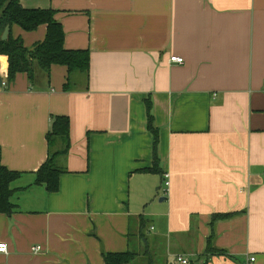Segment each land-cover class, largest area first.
<instances>
[{"label": "crops", "instance_id": "obj_1", "mask_svg": "<svg viewBox=\"0 0 264 264\" xmlns=\"http://www.w3.org/2000/svg\"><path fill=\"white\" fill-rule=\"evenodd\" d=\"M20 3L52 8L64 48L88 50L90 64L67 87L61 65L8 82L0 56V164L20 173L14 211L0 213V264H104L126 251L147 264H264V0ZM9 32L30 48L46 26ZM59 115L65 152L46 140ZM52 151L61 174L48 191L34 180ZM215 213L230 215L212 223ZM210 238L221 253L207 252Z\"/></svg>", "mask_w": 264, "mask_h": 264}, {"label": "trees", "instance_id": "obj_2", "mask_svg": "<svg viewBox=\"0 0 264 264\" xmlns=\"http://www.w3.org/2000/svg\"><path fill=\"white\" fill-rule=\"evenodd\" d=\"M55 11L52 8H25L20 0H0V56L6 58V78L10 82L18 73H25L28 79L33 78V66L37 64L45 72H49L52 65L65 66L68 77L66 86L69 83L71 73L87 75L89 71L90 55L88 50H70L64 48V30L61 24L55 19ZM19 26L24 31H33L40 25L46 26L44 39L33 44L30 48L24 46L21 38H14L10 32L6 40L1 39V34L6 26ZM146 113V129L151 135L153 161H157L158 129L154 126L152 115V103L150 99L144 101ZM60 139L64 142L65 152L69 148V119L66 116H54L48 133L47 143ZM58 151H52L46 161L35 172L34 184L46 186L48 191H55L58 187V178L61 170L56 165ZM145 171L159 172L153 165ZM20 176L17 171L10 170L0 164V213L9 215L14 211L15 205L11 201L13 190L11 183ZM229 213L213 214L212 223L218 219H225ZM207 252L211 255L221 253L215 250L208 239ZM104 264H131L136 253L108 252L103 254Z\"/></svg>", "mask_w": 264, "mask_h": 264}, {"label": "built area", "instance_id": "obj_3", "mask_svg": "<svg viewBox=\"0 0 264 264\" xmlns=\"http://www.w3.org/2000/svg\"><path fill=\"white\" fill-rule=\"evenodd\" d=\"M169 59H170V62H174V63H182L183 62V58H181L179 56H170ZM163 186L165 188L169 186V174L168 173L163 174ZM31 249H32V253H38L41 251V248L38 245L33 246ZM0 252H2V253L8 252V246L6 243L0 242ZM253 260H254V258H250V262H252ZM174 262H175V264H189V259L187 256L179 254V255L175 256Z\"/></svg>", "mask_w": 264, "mask_h": 264}, {"label": "rangeland", "instance_id": "obj_4", "mask_svg": "<svg viewBox=\"0 0 264 264\" xmlns=\"http://www.w3.org/2000/svg\"><path fill=\"white\" fill-rule=\"evenodd\" d=\"M34 69L39 68L37 64L34 63ZM152 259V264H162V258L160 255H150ZM149 256L145 255L143 252L133 261L131 264H147Z\"/></svg>", "mask_w": 264, "mask_h": 264}, {"label": "water", "instance_id": "obj_5", "mask_svg": "<svg viewBox=\"0 0 264 264\" xmlns=\"http://www.w3.org/2000/svg\"><path fill=\"white\" fill-rule=\"evenodd\" d=\"M8 33H9V26L7 25V26L4 28V30H3L2 34H1V39H2V40H6V39H7V36H8ZM1 83H2V81H1V79H0V85H1Z\"/></svg>", "mask_w": 264, "mask_h": 264}]
</instances>
